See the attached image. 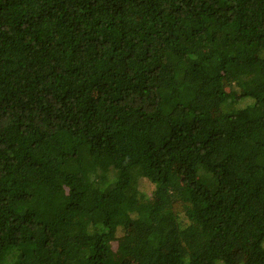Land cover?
Masks as SVG:
<instances>
[{
	"label": "trees",
	"instance_id": "obj_1",
	"mask_svg": "<svg viewBox=\"0 0 264 264\" xmlns=\"http://www.w3.org/2000/svg\"><path fill=\"white\" fill-rule=\"evenodd\" d=\"M0 264H264V0H0Z\"/></svg>",
	"mask_w": 264,
	"mask_h": 264
},
{
	"label": "rangeland",
	"instance_id": "obj_2",
	"mask_svg": "<svg viewBox=\"0 0 264 264\" xmlns=\"http://www.w3.org/2000/svg\"><path fill=\"white\" fill-rule=\"evenodd\" d=\"M146 184V183H145ZM154 188H152V190H153ZM151 193V191L149 192V194ZM113 247H114V249H116L117 248V244L116 243H114L113 244ZM126 262H128V261H126Z\"/></svg>",
	"mask_w": 264,
	"mask_h": 264
}]
</instances>
